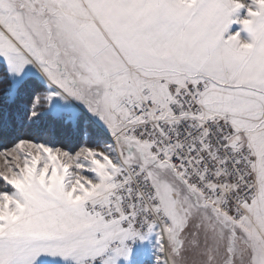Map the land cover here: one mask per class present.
<instances>
[{
  "label": "snow or ice",
  "instance_id": "1",
  "mask_svg": "<svg viewBox=\"0 0 264 264\" xmlns=\"http://www.w3.org/2000/svg\"><path fill=\"white\" fill-rule=\"evenodd\" d=\"M38 262L264 264V0H0V264Z\"/></svg>",
  "mask_w": 264,
  "mask_h": 264
},
{
  "label": "rangeland",
  "instance_id": "2",
  "mask_svg": "<svg viewBox=\"0 0 264 264\" xmlns=\"http://www.w3.org/2000/svg\"><path fill=\"white\" fill-rule=\"evenodd\" d=\"M239 28H240L239 25H232L230 31H233V32H234V31H238ZM241 38H242V39H246V38H247V34L242 32V33H241ZM38 264H39V262H38Z\"/></svg>",
  "mask_w": 264,
  "mask_h": 264
}]
</instances>
